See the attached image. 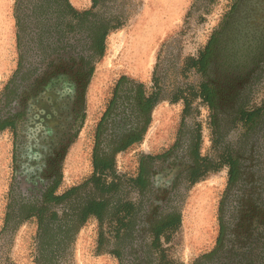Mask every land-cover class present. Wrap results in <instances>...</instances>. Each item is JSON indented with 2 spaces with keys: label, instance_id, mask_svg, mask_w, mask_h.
Instances as JSON below:
<instances>
[{
  "label": "flooded vegetation",
  "instance_id": "1",
  "mask_svg": "<svg viewBox=\"0 0 264 264\" xmlns=\"http://www.w3.org/2000/svg\"><path fill=\"white\" fill-rule=\"evenodd\" d=\"M68 1L79 12L92 11L88 22L82 17L81 27H66L54 13L47 16L46 29L42 28V19L32 11L33 1L14 0L18 58L0 92V132L7 131L13 138L11 205L16 209L22 203L42 202L51 190L61 195L73 188L59 193L64 159L85 124L89 85L99 61L88 57L87 26L93 15L110 17L97 10L102 0H90L91 5L83 8ZM57 23L61 25L56 27ZM193 64L202 75L201 96L208 99L214 155L201 153V134L183 139V130L162 148L148 147L139 156L136 174L128 178L132 182L127 199L123 196L134 206L126 219L128 229L119 230L114 219L105 221L116 224L117 240L132 243L130 249L139 264H154L153 256L169 232L157 236L156 224L175 214L181 216V199L199 182L200 173L222 170L219 235L210 252L221 247V240L222 264H250L245 254H264V106L255 105L264 77V0H234ZM116 107L113 99L95 131L94 152L100 144L109 157L114 139L131 130L129 125L108 133ZM103 137L110 141L103 142ZM92 161L94 174V154ZM111 176L110 182L114 181ZM129 193L133 197L128 198ZM138 250L143 254H137ZM110 253L123 264L121 250Z\"/></svg>",
  "mask_w": 264,
  "mask_h": 264
},
{
  "label": "rangeland",
  "instance_id": "2",
  "mask_svg": "<svg viewBox=\"0 0 264 264\" xmlns=\"http://www.w3.org/2000/svg\"><path fill=\"white\" fill-rule=\"evenodd\" d=\"M70 1L76 8L91 5L90 0ZM233 1L102 0L98 12L110 18L121 17L124 24L107 36L105 54L95 64L88 90L85 124L64 159L59 193L83 185L93 175L96 127L114 99L115 88L123 76L143 84L148 95L157 93L159 102L152 112L143 141L117 154L115 169L119 176L125 179L134 176L139 156L150 146L156 150L162 148V144L172 142L180 130L184 132L183 139L191 133L201 134V153L207 157L214 155L210 111L199 87L202 75L195 70L193 61L204 50L213 28ZM13 5L14 0L10 2L7 16L0 18L1 66L10 60L14 65L18 58L17 45L10 40L13 37L16 42ZM14 70L9 69V74L0 76V92ZM128 104L125 97L117 100L114 123L111 129L108 127V133L128 128L130 123L125 118L128 110L124 111ZM258 104L264 106V77L261 95L255 105ZM102 141H110V138L103 137ZM12 154L11 134L0 132V264H38L36 217L24 221L14 232L5 233L3 230L15 187ZM111 175L106 178L108 182L112 180ZM223 179L221 170L208 174L188 188L178 208L181 227L168 240L161 242L160 252L153 256L154 264H193L215 248ZM128 186L120 192L126 199ZM82 192L91 195L95 190L92 184H87ZM130 197L133 195L129 193ZM116 231L114 221L99 222L91 217L77 235L72 254L61 259L59 264H121L110 253L116 250H121L123 264H139L132 255L136 254L130 249L132 243L117 240ZM137 254L143 253L138 250Z\"/></svg>",
  "mask_w": 264,
  "mask_h": 264
},
{
  "label": "trees",
  "instance_id": "3",
  "mask_svg": "<svg viewBox=\"0 0 264 264\" xmlns=\"http://www.w3.org/2000/svg\"><path fill=\"white\" fill-rule=\"evenodd\" d=\"M32 1V11L37 18L42 19L40 27L45 29L47 27L45 20L49 14L58 13L56 19L64 20L63 25L71 28L81 27L83 25L82 17L87 18L92 15V11L83 13L77 11L68 0ZM66 14L70 17L69 21L65 17ZM86 21L88 22V18ZM123 24L119 17L98 19L96 15H93V19L87 26L90 30L87 34V40L90 43L87 50L90 60L95 61L103 58L106 51L107 36L112 31L121 28ZM60 25L57 23L55 26L59 27ZM93 72L94 66L91 67L89 73L92 74ZM121 97H125L129 101L124 111L128 110L125 118L129 120L131 130L114 139V152L111 157L98 144L94 152L95 172L86 183L73 187L61 195H57L55 190H51L44 196L41 204L22 203L18 209L14 205L10 206L3 229L5 233L14 232L24 221L32 217L38 219L39 234L36 258L38 264H59L61 259L72 254L77 235L91 217H96L100 222L114 219L119 230L128 229L126 219L133 213L134 206L124 199L120 192L124 191L126 185L128 186L132 181L118 175L115 169L116 156L134 144L143 141L152 120V112L159 102V97L157 93L148 95L143 84L126 76L120 78L117 83L114 92V104ZM205 101L208 99L205 98ZM111 173L114 175V181L108 182L105 175ZM206 175V171L200 173L197 181ZM89 183L93 184L97 194H83V188ZM55 205L59 206L60 210L57 207H52ZM180 227L181 216L175 214L160 220L155 226V231L157 236L169 231V239V236ZM221 242L220 240L219 243L223 247ZM159 245V242L156 243L157 247ZM220 248L203 254L193 264H222L223 254H218L221 251ZM116 256H120V254H116ZM247 256L250 264H264V254H245V258Z\"/></svg>",
  "mask_w": 264,
  "mask_h": 264
},
{
  "label": "crops",
  "instance_id": "4",
  "mask_svg": "<svg viewBox=\"0 0 264 264\" xmlns=\"http://www.w3.org/2000/svg\"><path fill=\"white\" fill-rule=\"evenodd\" d=\"M11 1L12 0H0V18H4L7 16ZM8 30L13 34V36H15L16 33L14 34L10 28H8ZM1 33H2V31L0 30V34ZM10 40H12L13 45H14V43L16 45L15 38L13 39V37H11ZM14 49H15V47H14ZM12 63H13V61L10 60L8 62H5L2 66L0 65L1 68H3V69L0 68V76L2 75V77H3L5 74L6 75L9 74V72H10L9 69L12 70L15 68L16 62H14V65Z\"/></svg>",
  "mask_w": 264,
  "mask_h": 264
}]
</instances>
